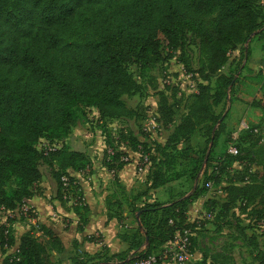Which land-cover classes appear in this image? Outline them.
Returning a JSON list of instances; mask_svg holds the SVG:
<instances>
[{
  "label": "trees",
  "instance_id": "1",
  "mask_svg": "<svg viewBox=\"0 0 264 264\" xmlns=\"http://www.w3.org/2000/svg\"><path fill=\"white\" fill-rule=\"evenodd\" d=\"M263 26L261 0H0V212H12L39 193L40 166L46 164L52 167L59 198L68 201L70 195L75 199L71 207L79 226L84 224L87 206L69 170L89 169L90 159L65 142L80 118V107L94 108L99 121L138 119L139 113L123 100L142 91L131 70L143 74L169 60L189 37L197 46V67L191 66L186 55L180 59L185 73L197 74L202 82L180 114L177 94L158 92L155 114L162 127L173 126L164 147L186 144L180 158L187 157L193 133L206 123L214 146L223 132L222 124L216 127L223 115L214 114L213 108L228 101L249 56L245 44ZM261 47L264 50V42ZM237 49L239 65L233 72L222 73L229 54ZM252 105L264 107L261 101ZM254 128L262 130L248 125L242 131L256 134ZM39 140L55 148L46 152L37 146ZM104 144L105 166L115 183L117 172L130 163L121 160L127 156L124 146L141 156L150 152L147 143L124 128L115 137L106 132ZM160 151L164 160L147 155L151 160L147 187L135 197L178 179L177 175L165 178L162 169L172 157L164 148ZM208 152L202 158L205 168H211L205 184L210 179L219 181L223 170L221 160L212 163V147ZM234 156L229 153V158ZM62 177L67 178L66 186ZM203 189L195 188L169 203L153 201L138 207L139 226L129 238L123 236L129 244L126 250L103 258L74 259V264H132L152 254L158 256L177 232H191L194 224L187 220V208ZM222 191L224 211L238 201L244 210L256 204L260 208L254 210L255 218L261 219L264 163L247 176L238 172ZM111 216L109 212L107 217ZM10 221L6 217L5 223ZM5 223H0V252L5 254L0 264H55L51 253L64 252L57 234L42 225L39 236L30 230L20 236L13 252L5 253L15 245ZM189 240L191 254L195 238L191 235ZM187 264L195 263L189 260Z\"/></svg>",
  "mask_w": 264,
  "mask_h": 264
},
{
  "label": "rangeland",
  "instance_id": "2",
  "mask_svg": "<svg viewBox=\"0 0 264 264\" xmlns=\"http://www.w3.org/2000/svg\"><path fill=\"white\" fill-rule=\"evenodd\" d=\"M193 40V37L187 38L182 49L173 51L171 53L173 56L169 60L156 64L143 74L137 69L131 70L133 77L140 82L142 91L141 94L126 96L123 100L129 108L139 113L138 119L99 121L94 108L80 107V118L75 126L79 129L75 131L74 127L67 139L76 137L74 146L86 149L90 155L99 156L105 149V133L109 132L115 137L118 130L124 128L131 130L141 142L147 143L150 152L146 155L149 158L155 156L156 160H164L165 156L160 153V150L164 148L166 154H171L172 161L168 167H163V174L165 178L170 179L177 175V183L180 187L178 196L189 194L195 188H204L203 194L187 208V220L194 224L191 235L195 238L189 260L195 264H264V216L261 219L255 218L254 212L260 207L250 204L244 210L238 201L227 211L221 208V204L226 200L222 188L234 180L235 174L240 172L247 176L260 169L261 163H264V107L252 105L257 101L264 104V77L261 75L258 77L259 80H255L252 76L253 79L250 80L245 79L248 76L244 75V80L240 74L233 90L229 93L230 97H227L228 101L213 108L214 114L223 115L216 124V127L222 124L223 132L214 146L212 143L210 145L211 140L208 139L209 123L202 125L193 133L189 142L190 147L186 151V158L179 156L180 150L186 144L164 147L167 135L173 126L164 128L158 121L154 128L153 125L148 127L149 131L143 130L144 124L149 122L148 119L155 112L156 106L153 105L158 103V92L180 93L178 101L180 114L190 103L193 88L202 82L200 77L193 73L191 80L185 78V69L180 59L181 55H186L190 59L191 66L197 67L198 51ZM238 57L239 55L232 51L221 72H233L239 65ZM165 71L169 72L173 80V85L170 87L163 86L160 81ZM213 83L214 79L211 80V84ZM259 84L261 87H258ZM176 121L177 118L174 123ZM243 122L262 127V130L258 134L244 132L242 131ZM42 141L37 142L38 147ZM66 144L73 148L70 141ZM233 145L238 149V153L231 159L228 150ZM211 147L212 163L214 159L221 160L223 170L219 181L210 179L211 186L207 187L205 181L211 168H205L202 158L204 152L206 150L208 152ZM138 156L133 158V155L132 157L127 155L130 162H137ZM150 163L151 160L148 165ZM89 164L91 166V162ZM42 171L44 172V167ZM207 200H213L216 204L208 203ZM155 264H174V262L169 256L166 259L160 258Z\"/></svg>",
  "mask_w": 264,
  "mask_h": 264
},
{
  "label": "crops",
  "instance_id": "3",
  "mask_svg": "<svg viewBox=\"0 0 264 264\" xmlns=\"http://www.w3.org/2000/svg\"><path fill=\"white\" fill-rule=\"evenodd\" d=\"M261 3L264 7V0H261ZM247 42L245 46H249V56L243 62L244 67L240 74L242 79L244 75H247L245 79L252 80L253 76L255 80H259L258 77L264 75V50L261 47L264 42V26L257 33H253ZM235 52L239 55L238 49ZM258 87H261V84ZM77 129L79 128L75 127V131ZM75 139L76 137L73 136L65 142L70 141L73 146V148L70 147L71 149L84 151L91 162L90 169L85 170L86 172L69 170V174L80 186L82 201L87 206L84 212L85 223L79 226L78 215L71 207L72 200L66 201L59 198L57 185L52 176V167L42 164L40 166L42 177L38 184L39 193L27 199L24 204L29 207V213L25 214L19 207L10 214V223H6L10 226L15 245L8 248L5 253L15 250L20 236L24 233L32 230L36 236H39V228L42 225L51 228L63 244L64 252L51 253L55 264H74V259L94 255L103 258L119 253L126 250L129 245L123 236L129 238L139 226L140 213L136 210L138 207L153 201L169 203L179 197L178 179L168 181L148 191L147 194L135 197L147 187L148 167L142 172H137L136 161L127 163L117 172V183H115L112 174L105 166L103 154L90 155L86 149L74 146ZM123 149L126 155L131 157L133 155V158L140 155L138 151L125 146ZM109 212L112 214L110 218L107 217ZM0 214V223H5L3 213ZM116 215L120 217V220ZM90 237L93 239H89ZM4 255L0 252V262Z\"/></svg>",
  "mask_w": 264,
  "mask_h": 264
},
{
  "label": "built area",
  "instance_id": "4",
  "mask_svg": "<svg viewBox=\"0 0 264 264\" xmlns=\"http://www.w3.org/2000/svg\"><path fill=\"white\" fill-rule=\"evenodd\" d=\"M185 78L191 80L192 74L185 73ZM160 81H161V84L163 86H166V87H170L173 85L172 77L170 76L168 71L164 72ZM196 91H197V88L194 87L192 90V93H195ZM176 96L180 98V93H177ZM148 120H149V122L144 124V126H143V130H145V131H149L148 127H152L154 125L153 126V128H154L155 125L157 124L158 120L156 118L155 112L153 115L150 116V119H148ZM242 126H243L242 129L248 128V124L246 122H243ZM253 132H255L256 134L260 133L258 128H254ZM40 146L43 147L46 150V152L55 148V146L49 145L45 141H42ZM228 151L232 155H236L238 152L237 149L235 148V146H230ZM109 153H111V151H109ZM121 160L129 161V158L127 156H125V157H122ZM148 164H149L148 156L147 155H142V156L139 155L138 161L136 162L137 172H142L148 166ZM61 180L63 181V185L66 186L67 185V178L62 177ZM205 185L207 187H210L211 182H206ZM69 196H68L69 200L70 199L72 200L71 204L74 205L75 199L73 197H69ZM21 210L25 214H28L30 211L29 207L24 205V204L21 206ZM0 213H3L4 222H5L6 217H9L12 212L6 211V212H0ZM190 236H191L190 230L183 229L182 231L176 233L173 240L168 242L165 245L164 249L160 252V254L158 256L152 254V255L148 256L147 258L135 261L132 264H155L157 262V259H160V258L166 259L169 256L171 257L174 264H187V262L189 261V258L191 256V254L189 253V246H190L189 237Z\"/></svg>",
  "mask_w": 264,
  "mask_h": 264
},
{
  "label": "water",
  "instance_id": "5",
  "mask_svg": "<svg viewBox=\"0 0 264 264\" xmlns=\"http://www.w3.org/2000/svg\"><path fill=\"white\" fill-rule=\"evenodd\" d=\"M212 141L210 142V145H211Z\"/></svg>",
  "mask_w": 264,
  "mask_h": 264
}]
</instances>
